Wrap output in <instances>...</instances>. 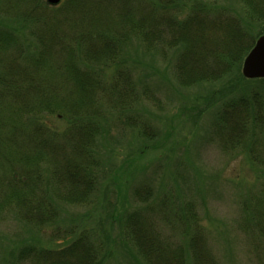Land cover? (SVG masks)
<instances>
[{"label":"trees","instance_id":"trees-1","mask_svg":"<svg viewBox=\"0 0 264 264\" xmlns=\"http://www.w3.org/2000/svg\"><path fill=\"white\" fill-rule=\"evenodd\" d=\"M239 1L243 18L197 0H61L55 6L0 0L2 207L23 212L38 228L53 221L57 203L84 206L95 199L105 112L124 113L136 100L131 71L120 63L132 38L146 53L175 51L173 76L180 87L231 78L213 101L211 141L224 151L245 152L264 170V79L243 85L236 72L254 45L253 25L264 24V0ZM110 68V76L100 75ZM47 116L65 127L41 122ZM145 190H135V204L147 202ZM155 216L177 236L165 235ZM120 217L124 237L146 264H220L192 206L170 218L162 209L152 216L138 208ZM236 226L257 264H264V183L245 197ZM30 255L35 249L23 248L18 260ZM106 256L82 230L62 249L39 251L36 260L106 264Z\"/></svg>","mask_w":264,"mask_h":264},{"label":"rangeland","instance_id":"rangeland-1","mask_svg":"<svg viewBox=\"0 0 264 264\" xmlns=\"http://www.w3.org/2000/svg\"><path fill=\"white\" fill-rule=\"evenodd\" d=\"M197 1L236 17L246 13L239 0ZM251 34L255 41L264 35V24H254ZM175 59L174 50L162 57L146 53L138 38L127 42L120 63L131 71L136 100L124 113L105 112L107 128L97 147L100 169L95 199L84 206L57 203L53 221L37 228L23 212L2 207L0 193V264H42L36 253L62 249L82 230L90 231L93 241L107 252L106 264H146L124 237L120 216L138 208L152 216L162 209L170 218L190 206L220 264L258 263L236 220L245 197L264 183V170L245 152L224 151L210 137L217 112L213 101L230 87L231 78L180 87L173 76ZM113 70L105 69L100 75L108 77ZM236 72L240 84H250L252 80L242 76V64ZM40 120L58 129L65 127L56 117ZM143 187L149 192L147 202L135 204L134 192ZM153 223L165 235L178 234L156 216ZM69 230L72 235L66 233ZM26 247L35 249V255L19 261L18 254Z\"/></svg>","mask_w":264,"mask_h":264},{"label":"water","instance_id":"water-1","mask_svg":"<svg viewBox=\"0 0 264 264\" xmlns=\"http://www.w3.org/2000/svg\"><path fill=\"white\" fill-rule=\"evenodd\" d=\"M61 0H47L57 5ZM242 75L248 80L264 79V36L259 37L242 64Z\"/></svg>","mask_w":264,"mask_h":264}]
</instances>
